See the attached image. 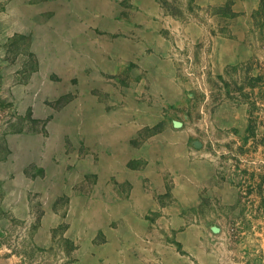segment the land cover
Listing matches in <instances>:
<instances>
[{
    "label": "rangeland",
    "instance_id": "rangeland-1",
    "mask_svg": "<svg viewBox=\"0 0 264 264\" xmlns=\"http://www.w3.org/2000/svg\"><path fill=\"white\" fill-rule=\"evenodd\" d=\"M154 1L156 54L175 100L158 96L157 120L131 145L137 135L169 134L173 155L198 171L193 183L170 171L154 183L159 208L173 209L179 224H157L160 211L149 209L145 232L161 239L141 236L138 249L118 238L107 249L105 229L98 217L85 220L83 200L96 185L87 169L108 148L97 152L89 133L73 134L74 123L62 119L72 109L95 116L99 104L114 109L104 90L90 88L92 74L124 85L147 70H94L83 39L63 22L76 0H0V264H127L137 253L145 264H264V0ZM133 181L114 172L106 183L127 194ZM185 186L194 192L184 199Z\"/></svg>",
    "mask_w": 264,
    "mask_h": 264
},
{
    "label": "crops",
    "instance_id": "crops-1",
    "mask_svg": "<svg viewBox=\"0 0 264 264\" xmlns=\"http://www.w3.org/2000/svg\"><path fill=\"white\" fill-rule=\"evenodd\" d=\"M73 5L76 13L74 8L69 10L67 8L63 22L83 39V45L88 47L89 56L93 59L90 64L94 70H104L110 74L118 73L124 66L131 67L133 73L137 72L135 66L139 70L140 68L147 70L138 82L124 85L120 82L116 84L105 82L98 74H92L91 78L95 80L97 86L90 88L104 90L108 94L107 98L112 99L114 109L96 103L97 121H94L96 116L93 112L83 115L81 111L84 110L77 109L67 111L62 119L67 120L69 124L74 123L70 128L73 134L81 131V128L89 133L91 139L88 143L97 152H100L101 148H108L107 157L103 154L102 161L92 166L91 170L87 169L88 163L79 166L80 170L92 171L96 177V185H90L86 189L83 200L87 206L84 211L85 220L98 217L96 222L98 227L105 229L109 238L107 243L109 251L115 250L118 238L125 244L130 243L132 248L139 249L143 242L140 241L141 236L150 235L154 240L161 239L158 231L152 234L145 232L149 209L155 208L156 211H160L161 215L157 216L155 213L154 220L157 224L169 227L174 224L177 226L180 222L177 214L170 215L175 212L173 209L159 208L161 202L157 199V194L160 192V186L157 187L154 183L159 182L161 176L169 171L176 179L181 177L180 179L187 183L198 181L199 176L195 167L188 166L184 159L178 160L176 152L173 155L171 143L165 144L167 139L165 137H172L169 134L153 139L137 135L140 137V140H136L138 146L131 145L135 143V135L139 128L153 124L157 120L160 108L156 102L158 96H163L168 101L175 100L170 91L175 85L170 82L169 76H164L162 72L164 66L161 65L163 61L156 54L160 51L162 41L158 39L155 30L151 29L156 28L150 19L158 15L159 7L154 0H124L122 5L117 0H76ZM148 50L154 52L151 57L143 55ZM83 90L90 92L89 88ZM144 93L151 95L154 103L150 99L146 100L143 97ZM177 94L175 91L176 98ZM91 101L94 102V99ZM105 107L110 112L105 113L107 111ZM104 157L106 161L103 162ZM129 165L131 167L140 165V170H131ZM62 166L64 167L65 163L64 165L62 163ZM114 172L124 173L134 180L129 193H119V190L113 189L111 183H106ZM141 177L151 185L144 188V185L138 182ZM183 192L185 194L181 197L185 199L186 195L194 191L185 186ZM88 197H91V204ZM110 225H113V228ZM154 249L157 251V247ZM145 261L146 258L137 253L129 257L127 264H145Z\"/></svg>",
    "mask_w": 264,
    "mask_h": 264
},
{
    "label": "trees",
    "instance_id": "trees-1",
    "mask_svg": "<svg viewBox=\"0 0 264 264\" xmlns=\"http://www.w3.org/2000/svg\"><path fill=\"white\" fill-rule=\"evenodd\" d=\"M257 128L258 127L256 125L251 126V129L254 130V131H256ZM240 149H241L242 155H244L245 158H246V154H247L246 147L242 146V147H240ZM245 162H246V160H245ZM259 191H260V194H261V197H262V206H260L259 211H263V209H264V189L260 186L259 187ZM248 193H250V191H248ZM240 197L241 198H246V197H243L242 195H240ZM240 201H242V199Z\"/></svg>",
    "mask_w": 264,
    "mask_h": 264
},
{
    "label": "bare ground",
    "instance_id": "bare-ground-1",
    "mask_svg": "<svg viewBox=\"0 0 264 264\" xmlns=\"http://www.w3.org/2000/svg\"><path fill=\"white\" fill-rule=\"evenodd\" d=\"M49 2H51V1H49ZM61 3V2H60ZM57 6H58V4H57ZM64 6V5H63ZM65 7V6H64ZM104 9V8H103ZM58 13V12H57ZM65 14V13H64ZM57 15V14H56ZM56 20H59V19H56ZM64 21V20H63ZM52 23V22H51ZM61 26V25H60ZM64 26V25H63ZM235 28V27H234ZM60 29V28H59ZM62 29V28H61ZM56 35H57V33H55ZM59 36V35H58ZM55 38V37H54ZM53 40V39H52ZM61 40V39H60ZM68 40V39H67ZM69 41V40H68ZM52 43V42H51ZM55 46V45H54ZM56 46H57V44H56ZM57 48V47H56ZM53 56H54V54H53ZM58 58V57H57ZM56 62H57V60H56ZM56 62H53V64L55 63L56 64ZM61 63V62H60ZM74 63V62H73ZM54 64V66H57V65H55ZM58 64V63H57ZM64 65V64H63ZM65 84V83H64ZM68 84V83H67ZM50 87V86H49ZM55 87V86H54ZM66 87V86H65ZM68 87V86H67ZM45 90V89H44ZM61 128V127H60ZM60 130H62V129H60ZM69 131V130H68ZM72 133H74L72 130H70ZM56 138V137H55ZM57 140V139H56ZM56 145V144H55ZM54 146V145H53ZM51 149H53V147H51Z\"/></svg>",
    "mask_w": 264,
    "mask_h": 264
}]
</instances>
